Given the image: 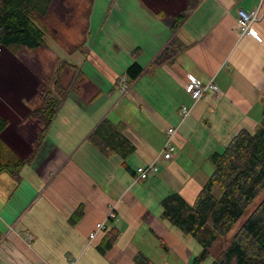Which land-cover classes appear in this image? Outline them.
<instances>
[{
    "label": "crops",
    "instance_id": "1",
    "mask_svg": "<svg viewBox=\"0 0 264 264\" xmlns=\"http://www.w3.org/2000/svg\"><path fill=\"white\" fill-rule=\"evenodd\" d=\"M196 1L173 28L172 17L188 0H92L85 28L66 32L67 44L47 45L46 52L80 66L84 78L68 94L35 168L24 172L16 190L3 177L0 264L215 259L212 254L197 262L201 243L164 217L161 200L177 192L193 203L214 171L211 155L242 129H257L264 103V0ZM240 8H259L255 35L241 34ZM41 54L0 46V113L9 122L3 138L22 157L31 153L40 127L28 119L27 102L38 103L49 85ZM134 63L141 73L131 80L127 71ZM190 75L213 80L220 94L193 100L185 89ZM121 78L130 84L126 93ZM182 105L190 107L184 117ZM104 119L124 128L134 146L127 158L107 155L91 142ZM168 127L176 128L175 150L171 159L159 160ZM150 163L159 171L138 179L137 169ZM113 228L116 240L105 248Z\"/></svg>",
    "mask_w": 264,
    "mask_h": 264
},
{
    "label": "trees",
    "instance_id": "2",
    "mask_svg": "<svg viewBox=\"0 0 264 264\" xmlns=\"http://www.w3.org/2000/svg\"><path fill=\"white\" fill-rule=\"evenodd\" d=\"M54 1L0 0V46L13 53L22 49L36 53L40 50L44 64H55L50 88L44 91V96L38 103L33 105L27 102L31 108L28 119L40 121V127L36 131V144L28 156L22 157L4 140L3 132L9 122L0 113V180L5 182V176L11 178L12 190L20 186L24 172L37 165L49 131L68 94L71 90L78 89L84 78L80 66L46 52L47 30L43 20L51 14ZM63 2L67 5V14L59 21L64 22L68 33L77 25L78 12L73 1ZM196 4V0H188L186 8L172 17L173 28L190 14ZM90 10L91 4L86 17ZM56 29L53 33L58 32ZM64 38L66 42L62 38L61 42L67 44L68 40L65 36ZM67 70L71 71V76L65 83L63 76ZM127 73L134 80L141 73V68L134 63ZM123 129L120 124L115 125L109 119H104L94 129L90 140L107 155L118 153L127 158L134 146L123 135ZM211 160L214 171L193 203L186 201L177 192L170 193L161 200L164 217L201 243L203 249L197 262L212 255V244L231 231L264 188V103L263 117L257 129L253 133L245 129L239 131L222 152L211 155ZM215 186L222 189L220 197L213 192ZM116 237L117 231L113 228L105 248L112 247ZM213 255L215 259L211 264H264V199L233 234L228 244L216 256Z\"/></svg>",
    "mask_w": 264,
    "mask_h": 264
},
{
    "label": "rangeland",
    "instance_id": "3",
    "mask_svg": "<svg viewBox=\"0 0 264 264\" xmlns=\"http://www.w3.org/2000/svg\"><path fill=\"white\" fill-rule=\"evenodd\" d=\"M71 1H73L74 4L77 6V12H78L77 13L78 22H77V25H75V27L72 28V30H73V32H76V33L78 32V34H79L80 31L82 30V28H85L86 12H87L89 3L92 2V0H71ZM60 2H62V0H55L54 11L47 18H45V20L43 21V25L45 26V28L47 30L45 39H46L47 45L49 47L55 46L58 48L57 45L60 44V43H58V41L60 42L61 38L63 39V41L66 42L64 36L66 37V32L68 29L66 28V25L64 24V22L59 21V19L60 18L63 19L66 16L67 5L64 3V6L63 5L61 6ZM55 28L58 29V32L53 33L55 31ZM54 67H55V64L54 63L52 64L51 62H45V64H44V72H45V76L47 78L46 83L49 85L52 82L51 79L53 78L52 75L54 72ZM70 76H71V71L67 70L65 72V75L63 76V78H64L63 81L66 83V81L69 80ZM82 80H81V82H82ZM80 84H79V86H80ZM49 85H48V87H49ZM48 87H47V89H48ZM29 151H31V150H29ZM22 155H23V153H22ZM0 187L6 188L5 182H3V180H0ZM213 192H214L215 196H217V197H220L222 195V189L219 186H215ZM263 199H264V188L257 195V197L252 201L250 206L247 208V210L241 216V218L237 221V223L234 225V227L231 229V231L227 235L220 236L219 238H217L216 241L212 244V246L210 247V251L212 252V254H215V256H216L218 254V252L228 244V242L231 239V237L233 236V234L242 226V224L246 221L248 216L252 213V211L258 206V204Z\"/></svg>",
    "mask_w": 264,
    "mask_h": 264
},
{
    "label": "built area",
    "instance_id": "4",
    "mask_svg": "<svg viewBox=\"0 0 264 264\" xmlns=\"http://www.w3.org/2000/svg\"><path fill=\"white\" fill-rule=\"evenodd\" d=\"M260 18V12L259 8L253 9V10H246L243 8H240L238 10L237 15V23L239 26V29L241 31V34H252L255 35V31L252 28V25L255 21H257ZM130 84L126 78H121L119 81V88L122 93H126L129 90ZM186 91L190 94L193 100L197 101L200 98H202L207 92L212 91L216 95L220 94L221 90L219 86L213 81L210 80L206 83L202 82V80L190 75L188 77V82L185 86ZM190 112V107L187 105H182L180 108L181 115L187 116ZM176 133L175 127H168L166 130L167 135V141L165 143L163 151L159 154L158 159L159 160H169L173 157V153L175 150V147L172 143V139ZM159 167L156 163H150L145 166H140L137 169V178L138 179H147L149 175L153 172H158ZM111 217H115V210L114 207H112L110 212ZM104 227V224L100 223L98 225V230L102 229ZM95 234H92V237H94ZM31 241L32 237H29ZM75 262L72 260L71 264H74Z\"/></svg>",
    "mask_w": 264,
    "mask_h": 264
}]
</instances>
